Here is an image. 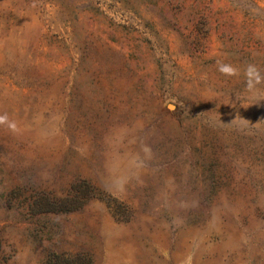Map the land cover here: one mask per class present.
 I'll use <instances>...</instances> for the list:
<instances>
[{
    "label": "rangeland",
    "instance_id": "obj_1",
    "mask_svg": "<svg viewBox=\"0 0 264 264\" xmlns=\"http://www.w3.org/2000/svg\"><path fill=\"white\" fill-rule=\"evenodd\" d=\"M0 264H264V0H0Z\"/></svg>",
    "mask_w": 264,
    "mask_h": 264
}]
</instances>
